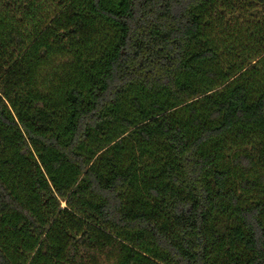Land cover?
Segmentation results:
<instances>
[{"label":"trees","instance_id":"trees-1","mask_svg":"<svg viewBox=\"0 0 264 264\" xmlns=\"http://www.w3.org/2000/svg\"><path fill=\"white\" fill-rule=\"evenodd\" d=\"M0 264H264V0H0Z\"/></svg>","mask_w":264,"mask_h":264},{"label":"rangeland","instance_id":"rangeland-1","mask_svg":"<svg viewBox=\"0 0 264 264\" xmlns=\"http://www.w3.org/2000/svg\"><path fill=\"white\" fill-rule=\"evenodd\" d=\"M241 16L244 17V18H248V19H250L252 21H254L255 19L261 17L258 9H255L253 11L249 10L247 12H244Z\"/></svg>","mask_w":264,"mask_h":264}]
</instances>
